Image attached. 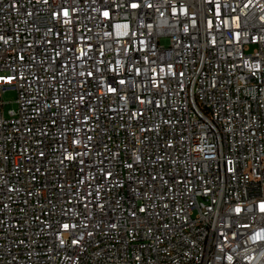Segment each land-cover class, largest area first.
Returning a JSON list of instances; mask_svg holds the SVG:
<instances>
[{"label":"built area","instance_id":"1","mask_svg":"<svg viewBox=\"0 0 264 264\" xmlns=\"http://www.w3.org/2000/svg\"><path fill=\"white\" fill-rule=\"evenodd\" d=\"M261 204L264 0H0V264H264Z\"/></svg>","mask_w":264,"mask_h":264},{"label":"rangeland","instance_id":"2","mask_svg":"<svg viewBox=\"0 0 264 264\" xmlns=\"http://www.w3.org/2000/svg\"><path fill=\"white\" fill-rule=\"evenodd\" d=\"M17 97H18V94L16 92V90L14 89H10V90H7L4 95H3V98L5 100V112L7 113L8 110L12 109V108H17Z\"/></svg>","mask_w":264,"mask_h":264},{"label":"snow or ice","instance_id":"3","mask_svg":"<svg viewBox=\"0 0 264 264\" xmlns=\"http://www.w3.org/2000/svg\"><path fill=\"white\" fill-rule=\"evenodd\" d=\"M134 6H135V5H134ZM105 15H107V13H105ZM260 210H261V211H264V204H261V205H260ZM237 211H239V209H237Z\"/></svg>","mask_w":264,"mask_h":264}]
</instances>
